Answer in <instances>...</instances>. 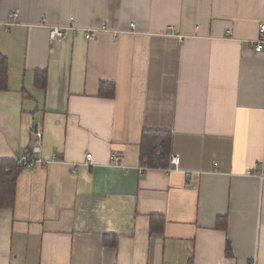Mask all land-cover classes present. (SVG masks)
<instances>
[{
  "label": "crops",
  "instance_id": "0c3cea01",
  "mask_svg": "<svg viewBox=\"0 0 264 264\" xmlns=\"http://www.w3.org/2000/svg\"><path fill=\"white\" fill-rule=\"evenodd\" d=\"M262 23L264 0H0V159H57L19 174L0 264H264ZM144 131L173 170L141 164Z\"/></svg>",
  "mask_w": 264,
  "mask_h": 264
},
{
  "label": "trees",
  "instance_id": "16d2710c",
  "mask_svg": "<svg viewBox=\"0 0 264 264\" xmlns=\"http://www.w3.org/2000/svg\"><path fill=\"white\" fill-rule=\"evenodd\" d=\"M7 61L0 56V90L7 89ZM47 83L46 72L38 71L35 74V85L45 90ZM115 94L114 84L102 83L99 96L113 98ZM173 135L167 131H144L140 146L141 164L148 168H170L172 155ZM160 154V155H159ZM24 167L15 160L0 159V209L13 208L16 202L17 179ZM160 219L162 230L163 219ZM156 217L152 218V228ZM115 245V244H114Z\"/></svg>",
  "mask_w": 264,
  "mask_h": 264
},
{
  "label": "built area",
  "instance_id": "2783aa9c",
  "mask_svg": "<svg viewBox=\"0 0 264 264\" xmlns=\"http://www.w3.org/2000/svg\"><path fill=\"white\" fill-rule=\"evenodd\" d=\"M0 26H6V25L0 24ZM49 30H50V38L52 41H54L56 43H63L68 32L77 31L80 29L71 26V27H66V28L49 27ZM84 32L86 34V38L88 40H91V39H94L97 34L103 33V32H108V31L106 29H95V30H84ZM229 33H231V32H229ZM253 44L255 46V50L257 53L262 52V50L264 48V23H262L259 26V38L256 41H253ZM32 137H33V150L35 152H40L41 144H42V133L40 132V130L38 128L33 130ZM91 160H92V155L88 154L87 155V161L91 162ZM111 160H112L113 165L119 167L122 170H125V167H123L121 164V160H122L121 155L113 154L111 157ZM15 161L20 166L24 167V169H31V168H34V167L39 166V165L44 166V165L52 164V163L56 162L57 159H56L55 155L49 160L41 159V158L37 159V158H33L32 156L25 155V156L17 158ZM170 164H171V167L169 169H167V171L173 170V165L174 166L178 165V158L173 154L171 155V158H170ZM250 264H256V261L254 260Z\"/></svg>",
  "mask_w": 264,
  "mask_h": 264
}]
</instances>
